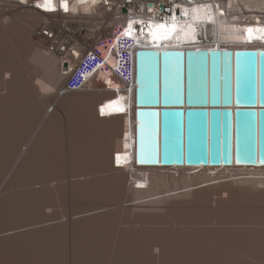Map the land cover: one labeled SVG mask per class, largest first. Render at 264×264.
Here are the masks:
<instances>
[{"label": "bare ground", "instance_id": "obj_1", "mask_svg": "<svg viewBox=\"0 0 264 264\" xmlns=\"http://www.w3.org/2000/svg\"><path fill=\"white\" fill-rule=\"evenodd\" d=\"M31 1L32 0H11L12 4L9 5V0H0V18H1L0 20V66H1L0 68V166L1 164L4 166L7 165L5 167L3 166L4 169L3 167L1 168L2 170H4L3 171L4 178L1 180H4V182L7 184V186H5L6 184L4 186L5 188H8L4 190L5 191L9 190V183H11V181L13 182V179H15L18 175L26 173L27 175L29 174L31 177V175L34 174L35 170L36 172H38V169L40 168L39 163L38 164H32V163H36L38 159L40 161V158H39L40 156H38L37 154L40 155L41 153L42 146L40 147V145L43 142L41 140L45 138L43 136L47 134L46 132H52L54 128L57 130V132L60 131L64 133L65 132H89L94 138L98 139L99 142L102 143V145H104L105 147L104 151L106 153L105 155L107 157L106 159H108V161L111 163L109 164L110 167H108V169L106 170V173L107 174L108 172L110 174L113 173V176H109V180L112 181V183L114 184V186L116 187L118 191H121L120 192L121 194H124L122 192L124 190L125 193L128 191L129 193L131 192L134 195L133 198L135 197L136 199L134 200L135 202L133 200L132 201H133V205L136 206L138 204V207L136 206L138 208V211L140 212L142 211L141 209L139 210V206L141 205V204L139 205V202H141L142 204H156V205L161 204L162 205L165 201L169 200L170 204L168 203L169 206L167 205L166 209L164 208L166 205H163L164 207L162 206L160 207L162 210L163 209L166 210L165 211L166 214H167V211L168 213L174 212V214L172 215H175L176 213L179 214V211H183V213H185L184 215H186L182 218L181 217L182 212H180L181 218L177 216L179 220L183 219V222L173 219L172 215H170V217L172 218L169 217L170 218L169 221H167V219L165 220L167 221L166 223H169L172 225L165 227V228L164 227L160 228L158 226L156 228L153 226H149V227L146 226L144 228H142L141 226L140 228L138 227L135 228L134 226H132L131 229H128V227L123 226V227L118 228V230H116V232L118 231L119 233V235L117 234V236L115 234L116 232L113 231L112 230L113 228H112L111 230H112V233L114 234V235L112 234L113 237L115 238L116 236L119 238V240L116 238V241L118 240L120 241V243L124 242L125 244V241H131V237L136 238L133 236V233L134 235L137 236V238L139 236V238L145 239L144 242L149 240L148 244L145 243L146 244L145 246L142 245L144 248H141L143 249V251H141L143 253L142 257L147 256L151 258L149 261L147 260L148 264H264V214H262V216L260 214V211L264 212V167L236 168L232 166V167L219 168V167L206 166L199 170L197 169V167H186V166H181L178 168H159V167L134 168V165L130 163V150L128 149L132 145L134 138L132 139L129 138V129L124 130V120L127 117V114H126L127 112L125 111L127 109L128 102H126L125 99H123L122 97L117 99L118 96L114 95V93L106 92L102 90L104 88H102L101 86H99L98 88V87H87V86H81L79 84H76V85L73 84L72 88L69 87L71 80L69 79L68 76L64 74V71H62L63 65L65 63L64 57L48 52L47 49L45 48V45L43 44L44 45L43 47V45L41 44V42H44L42 39H37L36 41H32V39L30 38L31 34L34 35L35 26H37V24L43 19L42 15L33 13L28 8V4ZM222 1L223 2L230 1V5L233 6V11L237 12V14L242 13L243 15H246L247 13H250L251 11L253 13L264 14V0H222ZM79 2L80 4L86 3V5L82 6V8L85 9V6H89L90 3L95 4L98 2V0H95V2H93V0H87V2H81V0H79ZM225 9L227 11V8ZM240 17L243 18L244 16L240 14ZM89 22L92 23L93 20H89ZM70 23L72 25V22ZM85 24L86 22L84 21V24L82 25L78 24L76 25V28L88 29L90 26L85 25ZM72 27L75 28V26H72ZM153 28L155 29V33L158 32V34L161 35V37H159L158 39L152 38V40H154L153 44L161 46L158 49L178 48L176 46L174 47L175 45L174 41L170 42V40L174 38L172 37L173 33H168L167 31L162 32V30H165V29L157 25L153 26ZM251 28L254 29V27H251ZM232 29L233 28H231L230 25L223 27L221 29L222 33L220 34V36L223 39L228 38L230 33L232 32ZM155 33H153L151 36H153ZM179 33L180 32H178L175 35H177L178 37L180 35L181 37L182 35L181 33L180 34ZM260 36L262 35L261 34L257 35L258 38ZM10 40H13L14 42L13 45H9ZM162 40H167V41L165 42ZM209 41H212V42L208 44L196 45V46L189 47V48H193V49L246 48L242 46L222 44L221 42L217 41L215 33L209 37ZM162 43H164L163 46H162ZM125 45L128 46V42H125ZM10 47H12V49L18 54L19 58L22 60L21 62H23L22 65H24V62H27L28 59H30L29 61H31V64H32L31 65L29 62V65L27 66V68H25L26 70L24 71L23 69L24 73L23 72H21V74L18 73L19 75L17 74V72L14 73V71H12L11 77H13L14 79H17L18 81L20 79L21 80L23 79V83L18 82L19 84H16V85L9 84L10 79L8 75H9V70H10L9 69L10 67L9 48ZM142 48H145V47L143 46L138 47V49H142ZM247 48L248 49H264V45L248 46ZM181 49L186 50L188 48L186 47V48H181ZM25 56L27 58L26 60H25ZM16 68L14 70H17ZM3 69H4V72H3ZM4 73L6 74V76ZM123 73L127 77L129 75V69L128 71H125ZM65 85L66 87L64 88ZM14 86L16 87L18 93L16 94L15 99L9 100V97H8V95L10 94L9 91H11ZM61 91L63 93H61ZM55 92H57V94ZM50 93H55V94H52V96L55 97L53 103L46 104L45 103L46 101L44 102L43 99L39 98L42 95H48ZM59 97H60V100H58ZM60 102L62 103L60 104ZM74 106L76 107L89 106L90 107V111L86 109L90 113L88 117L86 116V114H84L86 116L85 117L86 121L84 122L81 121L80 120L81 118L78 119L79 117L77 119H75L72 116L70 117L69 116L70 114L68 115L69 112L67 113V115L64 114L66 113V111L63 109L68 110L69 108H74ZM79 110L81 112V108ZM81 113L83 114V112ZM78 116H81V115H78ZM25 120L29 124L33 122L32 123L33 126L32 124L30 126V129L31 127L32 129L31 130L27 129L30 131L26 132L30 134V135H27L30 137L28 138L26 136V141H27L26 144L24 143L25 144L24 145L22 143L23 145L22 144L20 145L21 147L24 146V148L25 147L26 148L24 150L23 148L18 150V152L19 151L20 152L16 154V157L12 158L13 162L10 165L8 162L9 161V157H8L7 158L8 161H6V163L7 162L8 163L6 164L4 160L9 152V144H10L9 140H11L9 138L12 137V133L16 134V132H18V130L21 127H22L21 129H23V127L26 125V124L24 126L22 125L23 123H25ZM12 126H15L14 127L15 131L13 130ZM10 128H12V131L11 130L9 131ZM16 128H17V131H16ZM124 131H125L126 139L124 141L125 148L123 149L122 138H123ZM9 134L11 137H9ZM90 134L89 136H91ZM41 136L43 138H41ZM47 138L49 139V137ZM47 138H45V140ZM45 140L44 142L47 141ZM96 145L99 147L98 144ZM33 147L38 148V149L35 148L37 152H34L35 150L33 149ZM100 149H101V146H100ZM98 153L100 152L98 151ZM36 156L38 157V159ZM27 159L30 160L28 163V164L31 163L30 165H27V162H28ZM101 160L104 162L103 158ZM2 162H4L5 164H3ZM262 163H264V160L262 161ZM122 166H124V168H122ZM100 167H101V164H100ZM98 172L99 171H97V173ZM97 173H93V174H97ZM82 176H85V177H82L83 179L81 178L79 181L83 180L82 182L85 181L86 183L87 175H82ZM78 177L80 178V176H77L76 178L79 179ZM89 178L92 179V177H89ZM89 178H88V181L90 180ZM76 181L78 182V180ZM1 182H0V186L3 185V184L1 185ZM91 182L92 180L90 181V183ZM128 183L130 184V186L128 185ZM21 186H24V185H20V186L17 185L16 187L21 188ZM1 191L5 192L3 190ZM120 196L125 197V195H120ZM67 197H69V195ZM124 197L122 198L120 197L122 201L125 199ZM129 197L132 198V196L130 195ZM9 202L10 201L8 197L0 198V218L5 215L4 212L6 211L7 207H9ZM212 202H215L219 206H221V209L218 211H222V214L224 212L223 215L225 216L222 215L220 217L221 214L214 218L212 217L213 215L210 216L214 219L212 220V223L214 224H211V225L219 224V225H226L227 227H223V226L209 227L208 226L210 229H207V228L197 229V227L187 228V227L179 226L181 223L187 224L189 222L190 224V222L192 221H189V220H192L193 218L196 219L195 217L192 218V216L195 213L194 212L195 210L194 211L190 210V211H193L194 213L189 212L191 214L189 213L186 214V212H188L189 209L191 208L189 206H192V205L201 206L202 205L203 207V205H206L208 203L211 204ZM143 206L141 205L140 208H142ZM207 206H211V205H207ZM147 207H150V206L145 205L144 209H146ZM187 207H189V209ZM100 209H103V208H98L96 209V211L93 210V211H86V212L80 213L76 215L77 217L74 219H77V220L83 219L81 221L86 220V222L87 221L91 222V220L94 221L95 218L96 220L98 218L103 221L102 218L104 217V215H105L104 218H106V215H108L107 213L112 211V209L110 211L107 210L108 212L105 211L107 213L104 215H102L101 213V212L104 213V210L101 211ZM148 209H146V212L149 213L151 211L150 214L154 212L152 209L150 208ZM161 209L158 210V212L157 210L155 212H157L158 214L159 211H162ZM186 209H188V211L184 212V210ZM209 209H206V211L212 210V209L210 210ZM163 212L162 214H164ZM216 212H214L213 214H215ZM98 213L101 214L100 216L98 215L99 217H97L96 215ZM183 213H182V216H183ZM225 213L228 215L226 216ZM110 214L111 213H109V215ZM217 214H219V212H217ZM152 215H155V213H153ZM93 216H96V217H93ZM187 216H189L188 217L189 220L185 219ZM174 217L176 218V216ZM154 219L150 220L149 223L147 221V224L154 225L155 221H157V218L155 219V221ZM165 220H162L163 222L162 221H159V222L157 221V222L159 224L161 222L162 224H165ZM199 220L200 222L202 221L201 219ZM208 220L209 218L206 221H204V218H203V221L200 224H204V222H207ZM198 221L195 222V220H193V223L191 224H194V223L196 224L198 223ZM142 223L145 224L144 222ZM173 223H174V226H173ZM40 224L39 223L29 224L28 226H26L27 228H25L24 230L18 229L19 230L18 232H12V233H11V230H9V234L0 236V264H21V263L23 264L22 261L24 260V256H25V254H23L24 253L23 248L25 246V243L23 242L22 239L24 238V236L26 237L27 234L30 235V232L31 234H33L34 231L39 230L42 227ZM101 224L105 225V223H100L99 226H101ZM136 224L138 223L136 222ZM241 225H245V227H238ZM251 225H256L257 227L252 228L250 227ZM92 226H97V225L94 223L92 224ZM70 230H72V233L74 232L73 229H70ZM7 231L8 230L0 231V234L7 232ZM196 231L200 232L201 235L200 233H196ZM135 232L139 234L137 235V233L135 234ZM72 233L70 234L73 236V239H74L75 237ZM97 236H100V235H97ZM113 237H111L112 241L109 239L111 243L113 242V239H112ZM94 239L92 238L91 242L92 241L98 242L95 234H94ZM68 240H69V237H68ZM109 241H108V244H110ZM71 242H73V240H71ZM77 242L78 240L75 243ZM97 242H92V243L94 245V243H97ZM87 244H88V240H87ZM87 244L85 245L87 246ZM116 244L114 245L115 246L114 248L118 247V243ZM75 245H76V248L78 249L77 251L79 252V248H78L79 244L78 245L75 244ZM112 245L109 247L112 248ZM88 246H90V244ZM83 247L85 246L83 245ZM74 248L73 250L76 249ZM84 249H86L85 251L87 252L86 254L87 257L90 258L91 256V258H94L95 260V257H93L95 254L92 256L90 255V253H88V250L86 247ZM84 249H81V250H84ZM105 249L101 248L100 250H98L101 253L100 255L103 254V251L101 250H105ZM81 250L79 253L77 252L79 255L85 252ZM118 250L116 249L113 250L114 251L113 253H115L114 254L115 256H116V251ZM17 251L20 253V255L21 253L23 254L22 259L21 257H19L20 260L17 259V261L19 260L18 262H16V257H14V255L20 256L19 253H17ZM75 251L73 253H75ZM96 251L97 249H95V252ZM15 252L17 254H14ZM95 252L93 251V253ZM67 253L69 254V252ZM108 253L110 255L113 254V253L111 254L110 252ZM78 254L76 256L79 257ZM91 254H92V250H91ZM97 254H96V258H99L100 255H97ZM105 254L106 252L104 253V255ZM229 255L231 259H229ZM112 256H110L111 261L109 262L110 260L109 258L108 263L116 264L117 261L113 260ZM104 257H103V260H104ZM77 260L78 259H76V262ZM83 260L81 261L82 263L85 262V261L83 262ZM85 260L87 264L88 259H85ZM103 260L99 261V259H97L95 261L96 262L99 261L98 264H101L100 262L105 261ZM95 261L93 263H95ZM65 262L67 263L68 261H65ZM129 263H130L129 261H122V264H129ZM144 263L145 262L140 261L138 264H144Z\"/></svg>", "mask_w": 264, "mask_h": 264}, {"label": "rangeland", "instance_id": "obj_2", "mask_svg": "<svg viewBox=\"0 0 264 264\" xmlns=\"http://www.w3.org/2000/svg\"><path fill=\"white\" fill-rule=\"evenodd\" d=\"M10 4H12L11 0H9V5ZM0 20H1V18H0ZM30 38L32 39V41H36L37 40L34 37L33 34H31ZM9 42H10L9 45H13V43H14L13 40H10ZM41 44L43 45L44 42H41ZM44 45H43V47H44ZM12 47L9 48V50H10L9 51V62H10L9 69L10 70H9V75L8 74L7 75L9 76V79H10L9 80V84L16 85V84H19V83H23V79L22 80L20 79L21 81L20 80L18 81L17 79H14L13 77H11L12 76V71H14V73L17 72V74L18 73L21 74V72L24 73V71L26 70L25 68H27V66L29 65V62L31 64V61H29L30 59H28L27 62H24V65H22L23 64V62H21L22 60L19 58L18 54L12 49ZM14 55H15V57H14ZM26 59L27 58L25 56V60ZM15 66L18 67V68H16ZM0 68H1V66H0ZM15 68L17 70H14ZM23 69H24V71H23ZM3 72H4V69H3ZM5 76H6V74H5ZM65 87H66V85L64 86V88ZM15 89H16V87L14 86L13 89L11 91H9V93H10L8 95L9 100H12V99L16 98V94L18 92H17V89L16 90ZM62 91H61V93L64 92V91L63 92ZM55 93L57 94V92H55ZM55 93H50L48 95H42L39 98L43 99L44 102L46 101L45 102L46 104H50V103L54 102V98L55 97H53L52 94H55ZM45 96H46V98H45ZM58 100H60V97L58 98ZM62 102H60V104ZM78 108L79 109L81 108V112H83V114L80 112V110ZM86 109H88L90 111V107L89 106H78V107L74 106V108H69L68 110L67 109H63V110L66 111V113H64V114L67 115V113L69 112L68 115L70 114L69 115L70 117L72 116L75 119H77L79 117L78 119L81 118L80 120L84 122V121H86L85 117L86 116L88 117V115L90 114L88 112V110H86ZM84 111H85V113H84ZM84 114H86V116ZM78 115H81V116H78ZM26 122L27 121L25 120V123H23L22 125L23 126L25 124L27 126L29 125L28 127L26 125L23 127V129H21L22 128L21 127L19 129L20 132L18 130V132H16V134L12 133V137L9 134V137H11V138H9V139H11V140H9V143H10L9 144V152H8L9 156L7 155L5 160H4L5 163H6V161H8L7 158L9 157V161H8L9 165L13 162L12 158L16 157V154L20 152V151L18 152V150H20L21 148H23V150H24L26 148V147L24 148V146L21 147L20 145L22 143L26 144V142H27L26 141V136L30 135V134H28L26 132L30 131L32 129V127L30 129V126L33 123V122H31V124H29L28 122L27 123ZM13 125H15V124H13ZM32 126H33V124H32ZM14 127L15 126H12L13 130L15 131ZM12 128H10L9 131L10 130L12 131ZM27 129H30V130H27ZM16 131H17V128H16ZM46 133L47 134H45V135H47V136L44 135L43 137H45V138L49 137V139L47 138L46 139L47 141L45 140V138L43 140H41V141H43L41 145L38 143L40 145V147L42 146L40 155L37 154L38 156H40L39 157L40 161H39L38 157L36 156L38 160L37 161L35 160L36 163H32V164H38L39 163V167L41 169L39 168L38 172H36V170H35L34 174L31 175V177H30L29 174L27 175L26 173L18 175L15 179H13V182L11 181V183H9V190L5 191L4 189H8V188H5V186H7V184L4 182V180H1V179L4 178V175H3L4 174V172H3L4 170L1 169L4 165L1 164V166H0V182L3 181V182H1V185L2 184L3 185L0 186V195H1L0 198L1 197H3V198L8 197L9 201H10L9 202V207H7L6 211L4 212L5 215L0 218V221H1L0 222V229H1L0 231H3V230H8V231L4 232V233H1L0 236H4L6 234H9V230H11V233L12 232H18L19 230H24L25 228H27L26 226H28L29 224H35V223H39L40 224L41 223L40 225L42 227L39 230L34 231L33 234H31V232H30V235L27 234L26 237L24 236V238L22 239L23 242L25 243V246L23 248V252H24L23 254H25L24 260L22 261L23 264H75V263H77V264H80V263L81 264H86V260L85 259H88L87 264H90V263L91 264H95V263L98 264L99 261L103 260L104 256L106 257V259L108 258L107 261H106V259L104 257L105 261L103 260L104 262H100V263L101 264H104V263L111 264V263H108V260L110 258L109 262L111 261V257L110 256H112V255H113L112 259L117 261L116 264H122V261H129L130 263L132 262L134 264H138L141 261V262H145L144 264H148V261L151 258L147 257L145 255H144L145 257H142L143 253L141 251H143V249H141V248H144L143 246L148 244L149 240L144 242L145 239L139 238V236L137 238V236L134 235V233H133V236L136 237V238H132L131 237V241H125V244H124V242L120 243V241H118L119 238L116 237L117 234L119 235L118 231L116 232V230H118V228L123 227V226L124 227H128V229H131L132 226H134L135 228H137V227L140 228L141 226H142V228H144L146 226L147 227L153 226L155 228L158 226L160 228H163V227L165 228V227H168V226L172 225V224L166 223L172 217L175 220L183 222V219L179 220L177 216H179V218H181V217L183 218L184 216H186V215H184L185 213H183V211H179V214L176 213L177 215L176 214L172 215V214H174V212L173 213L172 212L168 213V211H167V214H166L165 213V211H166L165 209L167 208V205L169 206V204H170L169 200L165 201L166 203L164 202L162 205L161 204H157L159 208L161 206L164 207L163 205H166L164 207L165 209L162 210L160 208L162 211H159L158 214H157V212L160 209L157 207L156 204H142L141 202H139V205L141 204L142 206L143 205L144 206L142 208H140L141 207V205H140L139 206V210L141 209L142 211L141 212L138 211V208H137L138 204L136 205L137 207L135 205H133V201L136 199L135 197L133 198L134 195L131 192L129 193L128 191L125 193L124 190L122 191L124 194H121L120 193L121 191H118L116 189V187L114 186V184L112 183V181L109 180V176H113V173H111V174L109 172H108V174L106 173V170L108 169V167H110L109 164H111V163L108 161V159H106L107 157L105 156L106 153L104 151L105 147H104V145H102V143L99 142L98 139L94 138L89 132H65L64 133V132H60V131L57 132V130L54 128V130L52 132H46ZM89 134L91 136H89ZM27 137L29 138L30 136H27ZM43 137L41 136V138H43ZM24 140H25V142H24ZM44 140L46 142H44ZM96 144H98L99 147ZM94 146H95V148L96 147L97 148L95 149ZM100 146H101V149H100ZM35 148L33 147V149L35 151L33 149L32 150L34 152H37L36 149H38V148H36V149ZM87 150H88V152H87ZM33 151H32V153H33ZM98 151L100 153H98ZM43 152H44V154H43ZM97 157H99V158H97ZM100 158L101 159L103 158L104 162ZM92 159H94V160H92ZM27 161H28L27 165H30L31 163L28 164L30 160L27 159ZM97 161H99V162H97ZM2 163L5 164L4 162H2ZM99 163L101 164V167H100ZM5 166H7V165H5ZM4 167H3V169H4ZM97 171H99V172L97 173ZM93 173H97V174H93ZM82 175H87V182L86 183H85V181L82 182L83 180L79 181L82 177H85V176H82ZM77 176H80V178L78 177L79 179H77L76 178ZM88 176L92 177V179L89 178ZM88 178L90 179L89 181H88ZM76 180H78V182ZM91 180H92V182L90 183ZM130 181H131V179H130ZM17 185H19V186L20 185H24V186H21V188H22L21 189L20 187H16ZM128 185L130 186L129 183H128ZM88 187H90V188H88ZM96 187L98 188V190H97ZM19 188H20V190H19ZM1 190L5 191V192H2ZM67 194L69 195V197H67L68 196ZM120 195H125V197L124 196H120ZM129 195L132 196V198L129 197ZM120 197L121 198L124 197L125 199L123 198L124 200L122 201V199ZM116 199H118V200H116ZM216 204L217 203L212 202L211 204L208 203L206 205H203V207H202V205L201 206L200 205H192V206H189V207H191L190 209H189V207H187L189 209V211H188V209L184 210V212L188 211V212H186V214H188L189 212H193L195 210L194 211L195 213L193 212L194 215L192 213V215H193L192 218L195 217L196 219H198V220L201 219L202 221H203V218H204V221H206L209 218V220L207 221L208 223L204 222V224H200L202 221L200 222V220L198 221V220H196L194 218L192 220H189V218H188L190 216L189 215L185 219L189 220V221H192V222H190V224H189V222L187 221L188 222L187 224L181 223L179 226L187 227V228H190V227L196 228L197 227V229H204V228L210 229L209 227H215V226L227 227L226 225H219V224L211 225V224H214V223H212V220H214L213 219L214 217L219 216L220 214H221L220 215V217H221L224 214V212L222 214V211H218V210L221 209V206H219L218 204L216 205ZM145 205L146 206H150V207H147L146 209H148V208L152 209L154 211L153 213H155V215H152L153 213L150 214L151 211L149 213L146 212V209H144ZM207 205H211V206H207ZM193 206H195V207H193ZM98 208H103V209H100L101 211L104 210V213L101 212L102 215L106 214L111 209H112V211L109 212V213H111L110 215H109V213H107L108 215H106V218H104L105 215H104V217L102 216L103 217L102 218L103 221L101 219H98V218H97L98 221L95 218L94 221L91 220V222L90 221L86 222V220L85 221H81L83 219H81V220L74 219V218L77 217L76 215H78L80 213H83V212H86V211H93V210L96 211V209H98ZM157 208H158V210H157ZM209 208L212 209V210H210ZM198 209H199V211H198ZM206 209H209L210 211H208V210L206 211ZM214 209L215 210L217 209L216 211L219 212V214H217V212ZM156 210H157V212H155ZM190 210H193V211H190ZM105 211H107V212H105ZM112 212H113V214H112ZM162 212L164 214H162ZM180 212L183 213V216H182V213H181V217H180ZM214 212H216L215 214H217V215L213 214ZM189 214H191V213H189ZM260 214L262 216V214H264V212L260 211ZM96 215H97V217H99L101 214L98 213ZM170 215H172V217H170ZM227 215L228 214H226V216ZM134 216H136V217H134ZM154 216H156V217H154ZM166 216H167V218H166ZM174 216H176V218ZM210 216H212L213 218L210 217ZM223 216H225V215H223ZM93 217H96V216H93ZM108 218H109V220H108ZM154 218L155 219L157 218L158 222L162 221V220H165V219H167V221L165 220V224H162L163 221L159 224L157 221H155ZM159 218H161V219H159ZM153 219L155 221V224L152 222L154 225L147 224V221L149 223V221L153 220ZM173 219H171V220H173ZM105 220H106V222H105ZM193 220H195V222L198 221V223L191 224V223H193ZM44 221H45V223H44ZM209 221H211V222H209ZM136 222L138 224H136ZM142 222H144L145 224H143ZM94 223L97 226H92V224H94ZM100 223H105V225L101 224V226H99ZM150 224H151V222H150ZM173 226H174V223H173ZM238 227H245V225H241V226H238ZM250 227L254 228V227H257V226L256 225H251ZM70 229H73L76 235L74 234V232L72 233V230H70ZM111 229L116 232L115 233L116 234L115 238L113 237L114 234L112 233ZM132 232H134V231H132ZM70 233H72L74 235V237H75L74 239H73V236ZM136 233L137 232H135V234ZM196 233H200V232L196 231ZM68 234H69V236H68ZM94 234H95L98 242L97 241H92V242H97V243H94V245H93L91 240H92V238L94 239ZM138 234L139 233H137V235ZM97 235H100V236H97ZM200 235H201V233H200ZM68 237H69V240H68ZM111 237H113L112 238L113 239V242H112L113 245L109 241V239L111 240ZM116 238L118 239L117 241H116ZM86 239L88 240V244H87V240ZM71 240H73V242L75 240L76 241L78 240V242L75 243L76 242L75 241L73 243V242H71ZM94 240H96V239H94ZM108 241L112 245V248L109 247L111 245L108 244ZM89 242H91V243H89ZM116 243H118V247L117 248L119 250L117 248H114L115 247L114 245ZM75 244H77V245L79 244L78 245L79 247L77 246L79 248V252H80L81 249H84L86 247L87 250H88V253H90V255H92V256L95 254L93 257H95V260L99 259V261L96 262L94 260V258H91L90 255H88V256H90V258L87 257V255H86L87 252L85 251L86 249L81 250V251H85L86 252V253L82 252L83 254H81L82 255V257H81V255L78 254L79 252L77 251L78 249L76 248ZM85 244H87V246L90 244V246L87 247ZM96 244H97V246H96ZM121 244L123 245V247H122ZM83 245L85 247H83ZM80 246H81V248H80ZM73 248L76 251L73 250ZM88 248H90V249H88ZM94 248L97 249V251L100 250L101 248L102 249L106 248V249L105 250H101V251H103V254L100 255L101 253L99 251L95 252ZM113 248L118 250V251H116V256L114 255L115 253H113L114 252ZM67 249H68V251H67ZM122 249H124V250H122ZM130 249H131V251H130ZM91 250H92V254H91ZM74 251H75L76 254L73 253ZM93 251L95 253H93ZM124 251H125V253H124ZM67 252H69V254ZM105 252H106V254L104 255ZM108 252H110L111 254L113 253V254L110 255ZM17 253H19V252L17 251ZM17 253L15 252L14 254H17ZM97 253H99V254H97ZM23 254L21 253V255H20V253H19L20 256L14 255V257H16V262H18L20 260L19 257H21V259H22ZM34 254H36V255H34ZM77 254L79 255V257L76 256ZM96 254L100 255L101 257L103 255L104 256L102 258L100 256H99V258H96ZM127 254H128V256H127ZM83 255L84 256L86 255V256L84 257ZM75 258L78 259L77 262H76ZM81 258H82V260L84 259L83 260V262L85 261L84 263L81 262L82 261ZM139 258H141V259H139ZM17 259H19V260L17 261ZM92 259H93V261H92ZM229 259H231L230 255H229ZM65 261H68V262L66 263ZM94 261H95V263H93Z\"/></svg>", "mask_w": 264, "mask_h": 264}, {"label": "water", "instance_id": "obj_3", "mask_svg": "<svg viewBox=\"0 0 264 264\" xmlns=\"http://www.w3.org/2000/svg\"><path fill=\"white\" fill-rule=\"evenodd\" d=\"M137 85L142 165L264 164V49L142 48Z\"/></svg>", "mask_w": 264, "mask_h": 264}, {"label": "built area", "instance_id": "obj_4", "mask_svg": "<svg viewBox=\"0 0 264 264\" xmlns=\"http://www.w3.org/2000/svg\"><path fill=\"white\" fill-rule=\"evenodd\" d=\"M64 2L68 5L67 11L62 6V0H52V10L37 6L42 5L44 0H32L28 8L43 16L35 26L34 37L44 41L48 52L64 57L62 71L71 80L70 88L73 84L101 86L104 88L102 90L110 87L109 79L115 78L112 66L116 37H123L129 30L136 32L137 27L132 22L139 17H163L156 12L157 8L148 7V0H98L95 4L85 6V9L82 6L86 3L80 4L79 0ZM84 21L85 25L90 26L88 29L76 28V25H82ZM149 25L144 23L143 26L147 29ZM131 60L129 57L123 61L121 67L127 71L126 67L131 64ZM121 74L126 77L124 73Z\"/></svg>", "mask_w": 264, "mask_h": 264}, {"label": "snow or ice", "instance_id": "obj_5", "mask_svg": "<svg viewBox=\"0 0 264 264\" xmlns=\"http://www.w3.org/2000/svg\"><path fill=\"white\" fill-rule=\"evenodd\" d=\"M81 2H83V0H81ZM93 2H95V0H93ZM37 6L43 7L46 10H52L51 0H44V3L42 5H37ZM62 6L65 11L68 10V5L66 2H64V0H62ZM129 27H131V25H129ZM249 31H251V29H249Z\"/></svg>", "mask_w": 264, "mask_h": 264}, {"label": "clouds", "instance_id": "obj_6", "mask_svg": "<svg viewBox=\"0 0 264 264\" xmlns=\"http://www.w3.org/2000/svg\"><path fill=\"white\" fill-rule=\"evenodd\" d=\"M131 35H132V39L135 41L134 43H142L140 40H141V38H140V36L138 35V34H134V33H131ZM142 35H144V34H142ZM155 35V36H154ZM153 36H151V41L153 42L154 40H152V38L154 39V38H156V39H158L159 37H161V35L160 34H158V33H156V34H154ZM145 37V36H144ZM146 40H148V39H146ZM162 41H165V40H162ZM134 43H132L131 45H134Z\"/></svg>", "mask_w": 264, "mask_h": 264}]
</instances>
